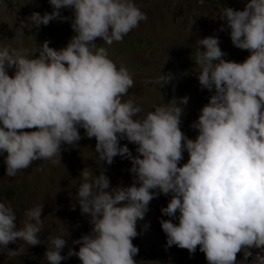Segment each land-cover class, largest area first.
<instances>
[{
	"label": "clouds",
	"instance_id": "obj_1",
	"mask_svg": "<svg viewBox=\"0 0 264 264\" xmlns=\"http://www.w3.org/2000/svg\"><path fill=\"white\" fill-rule=\"evenodd\" d=\"M49 3L51 13L33 12L28 23L21 21L14 36L20 47L0 50V155L7 153L6 175L14 177L41 159L55 164L62 145L79 147L81 128L96 139L101 161L111 165L116 156L130 159L134 175L131 186L112 187L105 172L94 180L89 167L80 172L82 183L72 208L78 204L92 228L73 241L81 246L69 249L67 256L61 255L66 238L49 235L47 264L73 256L82 264H136L138 220L161 193L171 194L161 212L172 219L160 221L169 247L193 254L199 246L208 264H237L241 252L247 264L252 249L264 253V0L219 12L218 19L224 21L220 30L230 29L232 44L251 53L243 62L224 59L218 37L197 41L199 85L214 94L191 125L198 130L196 139L182 132L183 108L175 97L141 117L142 108L124 99L134 86L129 71L117 67L96 42H122L147 19L132 0ZM62 8L73 11L75 35L59 51L45 41L38 57L29 56L23 47L24 29L67 20ZM170 79L164 75L157 82ZM188 102L187 96L180 98V104ZM122 139L137 145L138 154L121 146ZM185 150L189 159L178 166ZM42 212V206L28 209L17 230L12 207L0 202V248L17 240L40 244ZM23 251L9 249L7 255Z\"/></svg>",
	"mask_w": 264,
	"mask_h": 264
},
{
	"label": "rangeland",
	"instance_id": "obj_2",
	"mask_svg": "<svg viewBox=\"0 0 264 264\" xmlns=\"http://www.w3.org/2000/svg\"><path fill=\"white\" fill-rule=\"evenodd\" d=\"M234 0H132L147 19L127 34L122 42H113L108 45L97 38L99 47L106 49L108 56L117 67L123 65L129 71L134 86L129 90L125 100L131 98L142 108L140 116L154 111L157 106L163 105L177 98L183 108L182 132L190 139H196L198 130L191 125L198 120L201 109L205 106L213 92L201 89L198 81V66L194 59L199 50V38L208 36L218 37L219 46L226 54L224 59L243 62L251 54L232 44L230 29H221L224 21L218 19L220 10L232 7L243 10L249 0H240L241 5L235 8ZM237 1V0H236ZM53 7L49 0H0V50L20 47L14 38L15 31L21 21L28 23V17L33 12L43 15L51 13ZM61 16L67 20L56 19L48 25L39 28H25L23 47L28 49L29 56H39V46L45 41L49 47L59 51L65 48L75 35L71 28L73 11L61 9ZM142 38H144L142 40ZM154 40L153 44L150 42ZM162 71V73H161ZM14 74L13 69L8 70ZM171 75L170 81L165 84L160 81L164 75ZM187 96L189 102L180 104V98ZM35 129H26L33 131ZM82 139L78 148L62 145L61 156L55 157L56 163L51 160L34 161L27 169L18 171L16 176L6 175L4 159L7 153L0 155V202L10 205L16 214L17 230L23 227L26 219L24 213L35 206H42V225L37 236L40 244L28 245L22 240L10 243L9 249L23 248L21 255L9 258L8 248H0V264H47L44 253L47 250L49 235H62L67 243L61 255L67 256L69 249L79 250L81 245L73 244L74 240L90 232L92 225L90 217L81 214L79 205L73 210L72 205L77 203L76 191L82 183L80 172L89 167L92 180L99 173L105 172L110 178L111 186H131L133 175L130 172L131 160L116 156L111 165L99 159L95 152L96 139L88 138L84 129H79ZM121 146L127 145L133 156L137 155V145L126 139L120 141ZM68 150H64V149ZM189 154L185 150L183 160L178 166L187 163ZM171 194H160L154 198L143 219L138 220L139 235L133 239L139 252L135 256L136 264H208L205 254L199 250L190 254L187 249L167 245L166 234L161 227V219L169 220L161 212L167 207ZM179 213H177V216ZM178 223V219L173 220ZM253 255L248 258L247 264H264L261 260L264 253L252 249ZM243 252L237 254V264H244ZM61 264H82L78 257L73 256L61 261Z\"/></svg>",
	"mask_w": 264,
	"mask_h": 264
},
{
	"label": "trees",
	"instance_id": "obj_3",
	"mask_svg": "<svg viewBox=\"0 0 264 264\" xmlns=\"http://www.w3.org/2000/svg\"><path fill=\"white\" fill-rule=\"evenodd\" d=\"M233 5L235 6V8H238V6H240L241 5V2H240V0H234L233 1ZM144 38H142V40H143ZM153 42H154V40H152L150 43L151 44H153ZM161 73H162V71H161Z\"/></svg>",
	"mask_w": 264,
	"mask_h": 264
},
{
	"label": "water",
	"instance_id": "obj_4",
	"mask_svg": "<svg viewBox=\"0 0 264 264\" xmlns=\"http://www.w3.org/2000/svg\"><path fill=\"white\" fill-rule=\"evenodd\" d=\"M133 244H134L135 246H137L136 243H135L134 241H133ZM134 259H135V257H134Z\"/></svg>",
	"mask_w": 264,
	"mask_h": 264
}]
</instances>
